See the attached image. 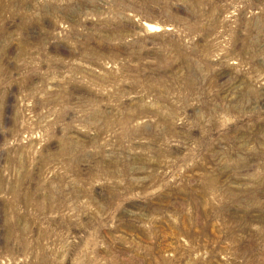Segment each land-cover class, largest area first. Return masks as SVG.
I'll return each instance as SVG.
<instances>
[{
    "label": "rangeland",
    "instance_id": "rangeland-1",
    "mask_svg": "<svg viewBox=\"0 0 264 264\" xmlns=\"http://www.w3.org/2000/svg\"><path fill=\"white\" fill-rule=\"evenodd\" d=\"M0 264H264V0H0Z\"/></svg>",
    "mask_w": 264,
    "mask_h": 264
}]
</instances>
